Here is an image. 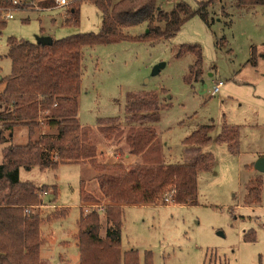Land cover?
<instances>
[{"label":"rangeland","instance_id":"obj_1","mask_svg":"<svg viewBox=\"0 0 264 264\" xmlns=\"http://www.w3.org/2000/svg\"><path fill=\"white\" fill-rule=\"evenodd\" d=\"M177 1L195 8L204 0L156 3L161 11L170 12ZM78 10L77 25L68 23L67 7L12 12L13 19L6 20L0 32V76L10 73L8 38L37 44L41 37L59 40L99 33L103 16L96 6L82 0ZM208 11L213 20L209 26L195 16L166 41H122L82 50L77 119L91 129L98 163L108 166L105 173L119 175L129 165L142 162L140 156L127 154L129 148L124 141L129 129L123 122L130 94L151 93L157 100V119L152 128L161 164H193L199 154L212 159L209 169L197 173L194 206L172 205L167 195L163 206L124 208L120 252L136 251L139 264H144L146 253H150L151 264H264V174L260 203L255 207L243 205L245 185L253 177L252 163L259 155L264 157V6L240 9L234 0H221ZM144 32L145 24L123 30L130 37ZM187 46H197L201 52L202 75L196 83L185 81L194 62ZM155 68L157 72L152 74ZM217 83L221 87L213 93ZM100 119L121 121V138L99 135L96 126ZM206 125L212 126L207 144H184L185 138ZM40 132L15 127L9 144L23 145ZM229 134H233V140ZM2 148L0 145V163ZM100 173L89 164L19 170L21 183L47 190L40 197L44 205L39 209L41 216L53 210L47 207L54 198L52 187L57 192L55 210H66L63 218L41 223L43 245L39 256L44 264H79L81 213H102L100 206L83 202L80 196H98L96 177ZM106 228L101 214L102 239Z\"/></svg>","mask_w":264,"mask_h":264},{"label":"trees","instance_id":"obj_2","mask_svg":"<svg viewBox=\"0 0 264 264\" xmlns=\"http://www.w3.org/2000/svg\"><path fill=\"white\" fill-rule=\"evenodd\" d=\"M12 1L4 0L3 5L11 6ZM21 1L34 3L41 10L53 8V0ZM89 1L103 16L97 34L52 39L50 46L15 38L6 41L10 73L6 77L0 76V145L3 146L0 163V264H44L39 256L43 245L41 223L66 215V210H55L57 192L52 187L54 198L52 205L47 207L53 210L41 216L39 209L44 205L40 197L47 190L21 183L18 179L20 169L55 170L61 164H89L101 171L96 177L98 196L83 197L81 194L80 199L101 207L100 212L107 224L105 237H99L101 214L93 211L86 215L81 213L77 232L79 264H139L136 251L120 252L124 208L163 206L167 195L172 205L194 206L197 173L212 166V159L206 154H199L193 164L160 163L161 152L152 128L157 119V100L151 93H144L128 95L123 122V126L129 128L124 136L129 148L127 154L140 156L142 162L129 165L119 175L105 173L108 166L98 163V149L91 144V129L78 122L77 98L84 48L122 41L148 44L166 41L195 16L209 26L213 20L208 10L221 0L200 1L195 8L177 1L170 12L161 11L156 0ZM234 1L240 9L264 6V0ZM79 2L67 6L68 23L72 25L79 22ZM141 24L146 25V32L141 35L130 37L123 33L124 29ZM4 25L5 21L0 20V32ZM186 51L193 56L194 62L188 68L185 81L196 83L202 75L201 52L197 46H187ZM121 125L118 119H100L96 131L106 139H120ZM18 126L27 127L29 132H42L34 140L28 138L23 145L9 144L11 133ZM211 130L210 125L200 126L183 142L202 147L210 141ZM230 138L234 139L233 134ZM261 188L260 176L249 178L243 205L257 206ZM144 264H151L150 253L145 254Z\"/></svg>","mask_w":264,"mask_h":264},{"label":"built area","instance_id":"obj_3","mask_svg":"<svg viewBox=\"0 0 264 264\" xmlns=\"http://www.w3.org/2000/svg\"><path fill=\"white\" fill-rule=\"evenodd\" d=\"M72 0H53V8H65L67 7ZM4 0H0V20L6 21V20H12L13 15L12 12L15 11H21V10H28L33 7H36L34 3L31 2H23L21 0H13L11 6H5L3 5ZM26 4V5H25ZM47 9V10H51ZM221 87V83L215 84L213 88V93L218 92L219 88ZM46 195V192L41 193V196Z\"/></svg>","mask_w":264,"mask_h":264},{"label":"water","instance_id":"obj_4","mask_svg":"<svg viewBox=\"0 0 264 264\" xmlns=\"http://www.w3.org/2000/svg\"><path fill=\"white\" fill-rule=\"evenodd\" d=\"M138 10H135L134 12H137ZM39 45L42 46H50L52 44V39L49 37H41L38 39V43ZM157 72V68L154 69V71L152 72V74H155ZM254 170H256L259 173H264V158H258L253 165Z\"/></svg>","mask_w":264,"mask_h":264},{"label":"crops","instance_id":"obj_5","mask_svg":"<svg viewBox=\"0 0 264 264\" xmlns=\"http://www.w3.org/2000/svg\"><path fill=\"white\" fill-rule=\"evenodd\" d=\"M261 157H262V156L259 155L258 158H261ZM258 158H257V159H258ZM263 158H264V157H263ZM257 159H256V160H257ZM256 160H255V161H256ZM253 165H254V162L252 163V166H251V167H252V172H253L252 176H253V177H255V176H260V177H261L264 173H259V172H257L256 170H254ZM253 177H252V178H253ZM250 178H251V177H250Z\"/></svg>","mask_w":264,"mask_h":264}]
</instances>
